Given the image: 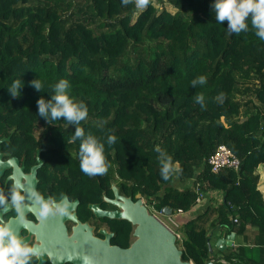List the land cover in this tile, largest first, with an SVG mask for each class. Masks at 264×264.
I'll use <instances>...</instances> for the list:
<instances>
[{
	"label": "trees",
	"instance_id": "16d2710c",
	"mask_svg": "<svg viewBox=\"0 0 264 264\" xmlns=\"http://www.w3.org/2000/svg\"><path fill=\"white\" fill-rule=\"evenodd\" d=\"M214 2L150 0L139 10L122 0H0V139L8 138L0 150L34 158L44 146L41 157L64 171L61 182L84 206L113 184L132 200L143 198L151 212L175 216L199 204L198 193L219 192L216 208L176 229L181 260L264 264V249L254 260L258 249L250 242L224 249L221 258L208 249L215 230L238 237L254 226L264 240L255 172L264 164V41L250 20L248 31L229 35L227 21H215ZM201 75L206 84L193 87ZM16 79L23 87L13 98L7 88ZM34 79L42 81L41 92ZM61 79L70 98L88 108L79 127L104 143L111 164L105 175L80 170L79 141L69 142L74 125L38 115L37 100L50 99ZM197 93L205 97L203 109ZM109 135L117 137L111 146ZM219 145L232 151L239 170L211 173L208 160ZM157 146L173 160L168 181Z\"/></svg>",
	"mask_w": 264,
	"mask_h": 264
},
{
	"label": "clouds",
	"instance_id": "9594fccd",
	"mask_svg": "<svg viewBox=\"0 0 264 264\" xmlns=\"http://www.w3.org/2000/svg\"><path fill=\"white\" fill-rule=\"evenodd\" d=\"M131 3H134L136 9L144 10L149 6L150 0H122V5L124 6ZM212 8L217 23L224 24L227 21V33L229 35L248 31V21L250 20L251 29L254 30L255 35L260 40L264 41V0H215ZM206 82L207 78L201 75L193 79L191 84L193 87H196L198 85L203 86ZM30 84L37 92H41L44 86L40 79H34ZM22 87L23 82L20 79H16L7 88V91L13 98H17L21 94L20 89ZM70 87L67 80H59L53 86V94L50 95V99L45 100L41 97L37 100L38 115L44 118L49 124L62 119L67 122L68 126L74 125L75 132L69 142L75 143L79 141L78 157L80 170L90 177L105 175L111 167V164L106 161L104 143L99 142L91 133L86 135L84 129L79 127L81 122L88 118L89 112L83 102L77 103L70 98ZM220 96L223 97L224 94L221 93ZM195 101L202 109L204 108L205 97L203 94L197 93ZM116 140L117 137L115 135H109L107 137V144L111 146ZM155 151L159 154L160 175L163 180L168 181L175 171L172 157L159 146L155 148ZM26 198L31 202L41 221H45L50 216L68 215V205L63 193L61 194L59 202L52 197L46 200L35 189H31L27 193L22 194L20 185L17 183L12 184L6 195L0 192V207L11 206L15 208L17 213L16 221L17 224H20L23 222V210L26 207ZM163 211L157 213L164 215ZM154 212L156 211H149L152 215ZM17 229L10 222L0 218V264H31L32 259L40 255V250L26 243L18 235ZM173 234L175 235L177 233L173 232ZM177 235H179L180 239L181 235ZM179 239L176 238V240ZM67 259L69 261L82 259L83 264H92L91 258L88 256L74 257L69 255ZM187 262L193 264L192 261ZM210 263L212 264V262Z\"/></svg>",
	"mask_w": 264,
	"mask_h": 264
},
{
	"label": "flooded vegetation",
	"instance_id": "af4514ba",
	"mask_svg": "<svg viewBox=\"0 0 264 264\" xmlns=\"http://www.w3.org/2000/svg\"><path fill=\"white\" fill-rule=\"evenodd\" d=\"M8 141V140H7ZM49 153L54 154L50 148ZM46 148L43 146L35 150L34 158L32 156L17 157L9 155L10 152L7 150L1 151V163H5L10 158H15V167L9 165L0 174V192L5 195L8 193L13 183L20 185L22 194L27 193L31 189H35L41 193L47 200L52 197L58 202L60 201L61 194H64L66 198V203L68 205V215L67 216H50L45 221H41L36 214L34 207L31 202L26 198V207L23 210V222L17 224L16 217L17 213L15 208L11 206L0 207V218L10 222L13 227L18 228V235L29 243L30 246L36 247L40 250V255L32 259L31 264H73L68 258V247L67 241L73 234V228H77V225H87L90 229L91 237L98 241H105L107 239L109 246H116L120 249H127L134 242L135 237L133 236L134 226L130 222L124 219L108 218L106 216H96L95 213L90 209V205H97L101 212H115L118 208L112 204L114 200V191L111 185V192L103 191L99 196L97 201L88 202L83 205L82 196L75 195L67 191L66 186L63 185L61 179L65 176L64 171L61 169H55L50 163L49 159H44L41 157V153H44ZM37 160H41L39 165ZM50 162V160H49ZM38 166V167H37ZM35 169V175L31 178V169ZM15 170V172H14ZM33 180H35L33 184ZM114 186V185H113ZM117 195L123 198H130L132 202L140 199L142 204L146 207L143 198L137 197V199L132 200L128 195L122 194L116 188ZM81 193V192H79ZM73 208H69V204H73ZM73 217V219H68ZM47 223L53 224L55 229H64L65 239L62 235H58L56 232L50 238V241L46 243L44 235L43 226ZM48 231H51L47 228ZM82 231V230H80ZM76 232H78L76 230ZM82 234L85 231L81 232ZM62 234V233H61ZM81 234L77 235L71 240L73 244L79 243L81 240ZM53 244V245H52ZM59 248V251L54 247ZM72 249V247H69Z\"/></svg>",
	"mask_w": 264,
	"mask_h": 264
},
{
	"label": "water",
	"instance_id": "95a60500",
	"mask_svg": "<svg viewBox=\"0 0 264 264\" xmlns=\"http://www.w3.org/2000/svg\"><path fill=\"white\" fill-rule=\"evenodd\" d=\"M8 138H1L0 144L7 141ZM2 154L0 153V174L9 165L15 167L16 159L10 158L5 163H1ZM38 164H41V160H37ZM38 167V166H37ZM34 167L31 169V175H35ZM15 172V170H14ZM35 180H33L34 184ZM114 191V200L112 204L115 205L118 210L115 212H101L97 205H90V209L96 216H106L108 218H117L127 220L134 226L133 236L134 242L127 249H120L116 246H109L107 239L105 241H98L91 237L90 229L87 225H77V228H73V234L67 241L68 256L74 257L88 256L91 258L92 264H190L181 260V251L176 247V237L171 230H169L161 221H159L154 215L149 213L147 207L142 204L140 199L132 202L130 198L119 197L116 192V188L112 185ZM73 204H69V208H73ZM164 212V211H163ZM68 219H73L69 217ZM44 237L46 243L52 238L51 234L55 232L58 235H62L65 239L64 229L53 228V224L47 223L43 226ZM49 228L51 231H46ZM76 230L78 232H76ZM82 230V231H80ZM85 231L84 234L81 232ZM62 233V234H61ZM81 234V240L77 244L71 242L72 239ZM234 241V234L230 233L224 239H217L215 247L220 251L226 247L232 246ZM53 245V244H52ZM54 247L59 251V248ZM210 251V245L208 246ZM73 264H83L82 259L72 260ZM206 264H211L210 262Z\"/></svg>",
	"mask_w": 264,
	"mask_h": 264
},
{
	"label": "crops",
	"instance_id": "0c3cea01",
	"mask_svg": "<svg viewBox=\"0 0 264 264\" xmlns=\"http://www.w3.org/2000/svg\"><path fill=\"white\" fill-rule=\"evenodd\" d=\"M255 172L258 176V181L256 184V191L260 195L261 201L264 202V164L258 165ZM221 200H222V194L219 192L204 193L202 201L193 208V210L195 209V212L193 214L189 215L188 213H184L183 215L181 214L180 216H183L186 219L185 221H187V220L191 219L193 216L202 213L207 207L216 208L219 205V203L221 202ZM187 215H189L190 217L187 218ZM247 227H248V229H247V232L245 233V235H241V236L236 237L234 234V241H233L232 247H236V246H240V245L242 246L245 243L250 242L254 249H258L257 252L255 253V255L253 256L254 260H258L259 259L258 256H260V254H262V251L264 249V240H263L262 236L257 233V230L254 226H251V228H249L250 226H247ZM223 235L224 234L221 232V230H215L213 236L210 238V241H209L210 253L213 256H217L219 258L222 257L223 254H221V253L224 250L220 251L214 245H215V242L217 239H220V238L224 239L225 238ZM229 247H231V246H229ZM226 248H228V247H226ZM262 260H264L263 255H262Z\"/></svg>",
	"mask_w": 264,
	"mask_h": 264
},
{
	"label": "built area",
	"instance_id": "2783aa9c",
	"mask_svg": "<svg viewBox=\"0 0 264 264\" xmlns=\"http://www.w3.org/2000/svg\"><path fill=\"white\" fill-rule=\"evenodd\" d=\"M208 165L212 174H218L225 169H231L237 171L240 168V162L230 149L224 145H219L214 152L211 154ZM195 191H198V187ZM198 193V192H197ZM197 202L201 200L203 194L200 192L197 194ZM181 213V212H179ZM160 214V213H159ZM170 215L168 218L170 220ZM176 238L179 239V235L175 234Z\"/></svg>",
	"mask_w": 264,
	"mask_h": 264
},
{
	"label": "rangeland",
	"instance_id": "374dc122",
	"mask_svg": "<svg viewBox=\"0 0 264 264\" xmlns=\"http://www.w3.org/2000/svg\"><path fill=\"white\" fill-rule=\"evenodd\" d=\"M158 8H160V6L158 5L157 6ZM164 8L169 11V12H173L174 10L168 6V5H164ZM197 209V208H196ZM192 211H190L188 214L191 215L195 212V209H191ZM150 211V210H149ZM154 216H156L162 223H164L166 225V227L175 232L176 229L180 226V224H182L183 222H185V218L183 216H180V215H175V216H171L170 217V220L168 218V215L164 214V215H161L157 212H154L153 214ZM187 215V218H189L190 216Z\"/></svg>",
	"mask_w": 264,
	"mask_h": 264
}]
</instances>
